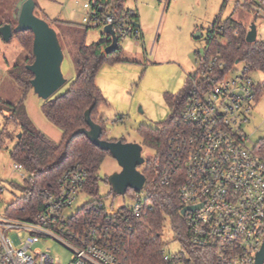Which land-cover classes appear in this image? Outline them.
<instances>
[{
  "label": "built area",
  "instance_id": "1",
  "mask_svg": "<svg viewBox=\"0 0 264 264\" xmlns=\"http://www.w3.org/2000/svg\"><path fill=\"white\" fill-rule=\"evenodd\" d=\"M91 8V16L83 19L87 26L112 25L119 41L142 39L134 21L136 11L128 10L125 18L117 19L97 0L91 2ZM234 67L226 70V64L216 59L202 60L204 71L190 86L180 118L182 130L171 139V155L161 182L169 185L175 177L181 178L178 194L182 210L201 206L183 216L193 247L213 250L219 264H259L264 251V148L262 143L250 146L245 132L258 86L246 66L229 76ZM15 169L23 171L18 164ZM86 182L87 173L80 166L66 170L57 189L43 192L41 211L33 221L11 218L6 208L0 214V264H62L50 249L41 247L46 239L70 252L68 264H120L118 246L112 242L107 225L76 217L89 202L68 214ZM5 191L0 186V206ZM135 197L133 205L116 210L125 208L138 220L153 207L145 196ZM92 210L105 213L111 222L113 211L103 202ZM178 245L176 253L163 248L164 261L193 264Z\"/></svg>",
  "mask_w": 264,
  "mask_h": 264
},
{
  "label": "rangeland",
  "instance_id": "2",
  "mask_svg": "<svg viewBox=\"0 0 264 264\" xmlns=\"http://www.w3.org/2000/svg\"><path fill=\"white\" fill-rule=\"evenodd\" d=\"M38 8L35 15L47 21L58 31L55 20L75 22L86 32V43L91 45L109 40L102 27L88 28L84 17H90L92 0H35ZM226 1V2H225ZM126 0V8L136 11L140 16L143 38L135 41L131 38L120 42V57L123 60L115 64L104 65L98 76V85L108 101V106H100L99 111L105 116L106 139L125 141L142 145L138 133L141 127L158 128L166 122L172 112L165 102V94L177 95L187 87L189 75L198 71L205 58L209 30L219 18H229L243 24L248 32L252 24L257 27V39L264 41V9L254 3L260 0ZM18 0H0V27L17 26L15 9ZM88 28V29H87ZM59 39L62 41V33ZM201 35V38L197 36ZM62 73L67 83L51 98L55 99L67 92L77 77V70L69 50L64 49ZM33 62L31 56L13 37L5 42L0 36V186L6 190L1 197L0 214L13 203L20 193L12 184H22L26 172L15 169L10 152L20 134L15 124L7 125L11 106L24 105L34 127L52 141L62 139L60 129L54 127L44 116V100L33 89L26 90L18 81L23 79L27 67ZM244 63L235 65L229 76H235L244 68ZM256 86L264 83L260 72L250 74ZM101 89V90H102ZM250 124L245 132L250 137V146L264 143V94L253 103ZM11 134V139L8 138ZM142 156L147 164L154 160L155 151L143 147ZM121 171L118 162L108 156L100 168L99 200L108 210L128 207L135 203L136 197L120 196L113 192L108 178ZM143 197L145 196L141 193ZM94 199L89 194L79 196L71 215ZM168 251L176 253L180 246L175 242L170 223L167 221L162 237ZM41 247L50 249L52 256L62 264L70 262L71 254L53 239L42 240Z\"/></svg>",
  "mask_w": 264,
  "mask_h": 264
},
{
  "label": "trees",
  "instance_id": "3",
  "mask_svg": "<svg viewBox=\"0 0 264 264\" xmlns=\"http://www.w3.org/2000/svg\"><path fill=\"white\" fill-rule=\"evenodd\" d=\"M97 2L117 19L125 18L128 12L126 0H97ZM253 3L264 9V0L250 4ZM16 13L17 9H15ZM138 20L139 15L136 12L134 17L136 24ZM54 23L62 33V41L59 39L62 49L69 50L77 70V77L67 92L55 99L45 101L42 106L47 120L61 130L62 139L59 143L54 142L36 129L24 105H10L11 115L7 117V125L15 124L21 134L20 139L16 138L10 156L15 164L22 166L27 176L22 184H12L13 189L19 192L20 196L7 207V215L24 221L36 219L41 211L43 192L57 189L64 172L78 165L87 173L83 193L97 199L90 201L86 207L79 210L76 217L96 219L107 225L112 242L118 246L117 256L120 264H167L161 253L165 247L162 237L167 221L170 223L175 242L183 246L193 264H219L213 250L195 248L189 242L188 228L185 218L181 215L182 206L178 194L181 178L175 177L169 185H163L161 182L171 155V139L182 130L180 118L189 98L190 86L193 79L202 74L204 68L199 67L197 72L189 75V83L181 93L165 94V102L172 112L166 122L158 128L141 127L138 130L142 138V146L155 151V157L154 160L148 161L141 171L146 177L143 191L136 192L130 189L126 195L136 196L144 193L146 203L151 205L153 210L137 220L127 209L122 208L113 212L109 222L105 213H94L92 209L96 203L102 202L98 198L99 172L105 159L111 155L94 146L84 134L75 133L84 128L88 129L85 113L93 108L91 118L103 128L101 139L109 141L106 139V119L99 111L100 106H108V101L97 85V76L104 65L123 61L120 57L122 49L120 47L118 51L107 55L105 49L111 44L110 37L107 41L88 45L86 32L77 23L62 20H55ZM54 30L59 38V32ZM247 34L248 30L243 24L232 18L226 21L218 18L209 30L205 58L202 60L209 62L216 59L217 63L226 64V70L244 63L250 73L260 72L264 75V41L257 40L249 44L246 41ZM14 37L31 56L33 62V33L31 31L14 33ZM120 42L121 40L119 44ZM32 79L33 74L26 71L23 79L18 81L29 90L32 89ZM263 94L264 83L256 89L255 101H258ZM3 136L2 133L0 142ZM8 138L11 139V134H8ZM262 145L264 148V143ZM142 166L138 168L139 171ZM114 222L116 226L113 227Z\"/></svg>",
  "mask_w": 264,
  "mask_h": 264
},
{
  "label": "water",
  "instance_id": "4",
  "mask_svg": "<svg viewBox=\"0 0 264 264\" xmlns=\"http://www.w3.org/2000/svg\"><path fill=\"white\" fill-rule=\"evenodd\" d=\"M16 9L17 26L13 28L7 24L0 27V36L5 42H10L14 37V33L26 31L33 33L32 55L34 61L27 67V70L33 74L31 86L34 93L42 100L48 101L67 83L62 73V64L65 58L64 51L57 32L47 21L35 15V0H18ZM136 27H139V25L136 24ZM104 33L111 40V44L105 49V53L109 55L118 51L120 44L113 26L104 27ZM197 38H201V35ZM257 40V27L252 24L246 41L252 44ZM92 111L93 108H90L85 113V122L88 129H81L75 134H84L94 146L104 152H109L111 157L118 162L121 171L108 178L115 194L125 196L130 189L142 192L146 184V177L138 168L146 162L142 156L143 146L123 141L102 140L103 128L92 120ZM20 138L21 134L18 136V139ZM200 207L184 208L181 215L184 216L187 211H195ZM263 258L264 251L259 256V264H262Z\"/></svg>",
  "mask_w": 264,
  "mask_h": 264
},
{
  "label": "crops",
  "instance_id": "5",
  "mask_svg": "<svg viewBox=\"0 0 264 264\" xmlns=\"http://www.w3.org/2000/svg\"><path fill=\"white\" fill-rule=\"evenodd\" d=\"M62 21H64V20H62ZM65 22L75 23V22H71V21H65ZM138 25H139V28H140L141 31H142L141 21H140V16H139V20H138ZM142 38H143V31H142ZM97 85H98V80H97ZM98 87H99L100 89H102L99 85H98ZM101 91H103V89H102Z\"/></svg>",
  "mask_w": 264,
  "mask_h": 264
}]
</instances>
